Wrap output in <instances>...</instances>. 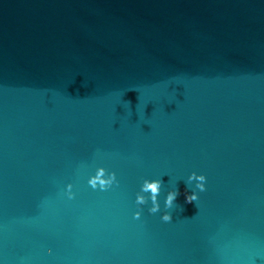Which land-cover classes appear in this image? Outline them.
<instances>
[{
	"label": "clouds",
	"instance_id": "obj_1",
	"mask_svg": "<svg viewBox=\"0 0 264 264\" xmlns=\"http://www.w3.org/2000/svg\"><path fill=\"white\" fill-rule=\"evenodd\" d=\"M189 183L195 181V187L199 189V191L203 192L206 190V177L204 175H197L196 173H192L188 177ZM89 185L96 189L99 187L101 190H106L111 187L114 183H116V175L115 173H106V170L103 167L97 169L95 175L91 176L88 180ZM72 185H68V196L71 199L73 194L71 192ZM161 190V181L157 179L148 180L145 179L141 186V193H150V200L152 207L150 208V212L157 213L160 210V205L158 203V196ZM138 193L136 196V203L138 205H144L148 202L145 195ZM179 195V191H170L167 194L165 200V207L171 209ZM198 199L196 192H191L190 194H186V202L192 203ZM135 217L139 219L140 213L137 212ZM162 220L165 222H170L172 220V215L169 212H165L162 216Z\"/></svg>",
	"mask_w": 264,
	"mask_h": 264
}]
</instances>
